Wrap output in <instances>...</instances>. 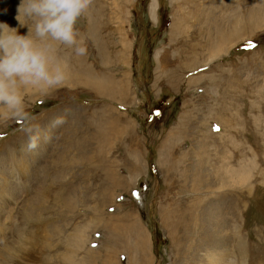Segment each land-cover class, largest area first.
Instances as JSON below:
<instances>
[{
    "label": "rangeland",
    "instance_id": "rangeland-1",
    "mask_svg": "<svg viewBox=\"0 0 264 264\" xmlns=\"http://www.w3.org/2000/svg\"><path fill=\"white\" fill-rule=\"evenodd\" d=\"M76 27L65 81L23 93L39 146L0 121V264H264V0H93Z\"/></svg>",
    "mask_w": 264,
    "mask_h": 264
},
{
    "label": "clouds",
    "instance_id": "clouds-1",
    "mask_svg": "<svg viewBox=\"0 0 264 264\" xmlns=\"http://www.w3.org/2000/svg\"><path fill=\"white\" fill-rule=\"evenodd\" d=\"M92 2L20 0L16 20L27 28L26 34L0 22V121H23L20 131L28 136L29 151L39 146L42 134L26 110L23 93L28 88L48 92L65 81L68 61L57 54V46L72 48L77 55L85 54L76 25Z\"/></svg>",
    "mask_w": 264,
    "mask_h": 264
},
{
    "label": "bare ground",
    "instance_id": "bare-ground-1",
    "mask_svg": "<svg viewBox=\"0 0 264 264\" xmlns=\"http://www.w3.org/2000/svg\"><path fill=\"white\" fill-rule=\"evenodd\" d=\"M4 11V10H3ZM7 23V22H6ZM19 25V24H18ZM17 25V26H18ZM16 26V25H15ZM20 26V25H19ZM19 28H21V27H19ZM20 31V30H19ZM21 32H22V29H21ZM223 36V35H222ZM64 58V57H63ZM213 59L214 58H211L208 62H212L213 61ZM204 65H207V64H204ZM97 78V77H96ZM109 81V80H108ZM91 82V81H90ZM103 82H104V80H103ZM103 82H101V80H97L96 81V83H97V85L98 86H102L103 85ZM93 86V85H92ZM33 89H35V88H33ZM35 90H38V89H35ZM246 167V166H245ZM245 167H243L242 168V170H241V174H240V177L238 178L240 181H242V183H244V182H247V180L249 179V171H248V168L246 169ZM231 175L232 174H234V173H231V172H229ZM21 184V183H20ZM9 186V185H8ZM9 190V189H8ZM40 195V194H39ZM66 203V202H65ZM71 207H72V205H71ZM70 208V207H69ZM27 222H28V220H27ZM13 224V223H12ZM28 225V224H27ZM133 226V225H132ZM8 227V226H7ZM14 230V229H13ZM2 231V230H1ZM17 231V230H16ZM19 232H24V231H19ZM17 235H18V233H17ZM11 236H12V234H11ZM16 236V235H15ZM17 237H19V236H17ZM25 237V236H24ZM31 237V236H30ZM30 237H28V238H30ZM12 238V237H11ZM16 238V237H15ZM35 238V237H34ZM25 239V238H24ZM23 241V240H22ZM16 242V241H15ZM85 243V242H84ZM0 244H2V243H0ZM16 245H18V244H16ZM25 245V243L24 242H21V246L23 247ZM7 246H10L9 248H11V245H7ZM5 249H6V247H5ZM14 249V248H13ZM9 250V249H8ZM219 256V255H218ZM62 257V256H61ZM220 257V258H219ZM218 257V259L217 260H214V259H210V258H208L207 259V261L209 262V264H222L221 263V259H222V256H219ZM68 258V257H67ZM66 259V258H65ZM68 260V259H67ZM228 263H226V264H235V263H232V261H227Z\"/></svg>",
    "mask_w": 264,
    "mask_h": 264
}]
</instances>
